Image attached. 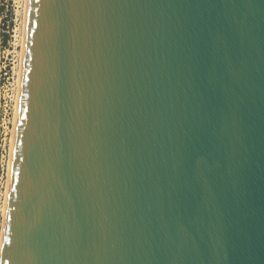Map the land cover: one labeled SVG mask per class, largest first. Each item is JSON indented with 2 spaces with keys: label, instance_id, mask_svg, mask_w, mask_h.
<instances>
[{
  "label": "water",
  "instance_id": "95a60500",
  "mask_svg": "<svg viewBox=\"0 0 264 264\" xmlns=\"http://www.w3.org/2000/svg\"><path fill=\"white\" fill-rule=\"evenodd\" d=\"M0 264H264V0H29Z\"/></svg>",
  "mask_w": 264,
  "mask_h": 264
},
{
  "label": "rangeland",
  "instance_id": "374dc122",
  "mask_svg": "<svg viewBox=\"0 0 264 264\" xmlns=\"http://www.w3.org/2000/svg\"><path fill=\"white\" fill-rule=\"evenodd\" d=\"M24 4L25 0H0V230L14 123Z\"/></svg>",
  "mask_w": 264,
  "mask_h": 264
},
{
  "label": "bare ground",
  "instance_id": "6f19581e",
  "mask_svg": "<svg viewBox=\"0 0 264 264\" xmlns=\"http://www.w3.org/2000/svg\"><path fill=\"white\" fill-rule=\"evenodd\" d=\"M25 12H24V26H23V37H22V47L21 53L18 63V73H17V89L15 95V109H14V118H13V128H12V139L10 145V153H9V162H8V170H7V181H6V190L4 196V202L2 207V223L0 230V256L2 250V240H3V232L7 211V202H8V192H9V183H10V174H11V165H12V157L14 150V142H15V134H16V126H17V118H18V110H19V102H20V92H21V83H22V73H23V64H24V54H25V45H26V35H27V22H28V11H29V0H25L24 4ZM22 27V26H21Z\"/></svg>",
  "mask_w": 264,
  "mask_h": 264
}]
</instances>
